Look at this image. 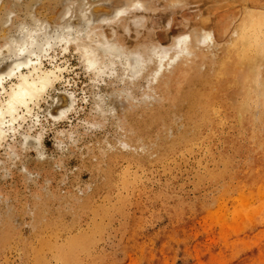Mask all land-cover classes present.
I'll return each instance as SVG.
<instances>
[{"label": "rangeland", "instance_id": "374dc122", "mask_svg": "<svg viewBox=\"0 0 264 264\" xmlns=\"http://www.w3.org/2000/svg\"><path fill=\"white\" fill-rule=\"evenodd\" d=\"M135 1L145 10L144 28L166 45L175 35H190L191 26L210 30L219 41L224 21L263 0H223L227 5L202 11L217 27L202 26L196 12L204 1L218 0H0V47L21 25L40 24L55 34L68 24L83 29L84 16H91L106 29L102 18ZM141 13L118 20L127 23ZM154 66L149 61L133 83L120 81L121 69L96 83L72 48L56 47L42 62L45 71L63 69L44 101L63 93L76 101L56 121L42 113L40 101V150L19 151L9 161L0 148V264H35V252L47 264H196L197 257L200 264H264V216L232 219L238 207L233 196L220 198V183L201 178L206 152L199 145L155 151L156 128L144 126L160 107L157 85L177 66L156 76ZM41 239L47 243L42 251ZM162 251V259L154 257Z\"/></svg>", "mask_w": 264, "mask_h": 264}, {"label": "bare ground", "instance_id": "6f19581e", "mask_svg": "<svg viewBox=\"0 0 264 264\" xmlns=\"http://www.w3.org/2000/svg\"><path fill=\"white\" fill-rule=\"evenodd\" d=\"M217 3L227 5L223 0L212 4L204 1L198 8L202 26L214 23L217 27L215 20L205 17ZM256 4L259 6L243 8L237 17L224 21L219 33L215 30L219 41L210 30L191 26L190 35H175L162 45L144 28L145 10L139 1L119 9L111 18H102L109 23L106 29L95 26L91 16H84L83 29L77 23L68 24L55 34L40 24L19 26L18 35L5 39L0 47V93L4 95L0 100V148L5 158L10 161L19 151L42 148L44 128L36 112L41 100L45 103L42 113L50 121L74 109L72 93L49 95L46 101L43 98L63 72L60 67L42 69V62L56 47L64 51L72 48L96 83L107 76L117 77L119 69L123 72L120 81L133 83L149 61L155 65L156 76L188 57L156 87L160 107L150 113V123L144 126L156 128L159 143L154 149L160 153V149L191 150L199 145L207 154L201 178L220 183V198L233 196L238 207L232 219L235 215L247 219L249 215L255 219L264 216V0ZM131 11L143 12L129 17L127 23L118 20ZM127 38L132 44H126ZM209 42L207 51L197 50L199 44ZM6 80L14 82L6 87ZM46 245L41 239L40 251ZM35 254V264L49 262L40 252ZM163 255L162 251L154 257L162 259ZM200 263L197 257L196 264Z\"/></svg>", "mask_w": 264, "mask_h": 264}]
</instances>
